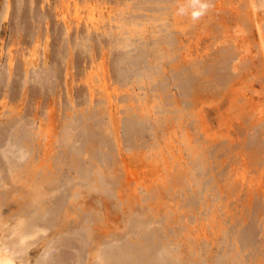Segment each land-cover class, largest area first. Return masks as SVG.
I'll return each mask as SVG.
<instances>
[{
  "label": "rangeland",
  "instance_id": "1",
  "mask_svg": "<svg viewBox=\"0 0 264 264\" xmlns=\"http://www.w3.org/2000/svg\"><path fill=\"white\" fill-rule=\"evenodd\" d=\"M16 1L0 0V65L3 66L5 73L10 75L6 87L4 86L5 88L0 91V122L4 123L12 117L19 120V125L30 127L29 129L34 134L35 141L33 143L35 146L33 152V177L35 179L38 178L37 180H39L47 177L48 180L45 178L47 181L43 178L45 181L43 183L47 184L46 182L50 181L49 183H51L53 181L52 178L58 177V173L65 174L64 176L66 177H72L74 172L73 167L70 168V165L73 164L71 162L73 159L70 155V148L79 145L81 142V132L79 130H81L80 125L84 126V123L81 124L82 122L79 121L80 123L77 127L73 126V129L69 130V134L74 136L73 141L75 142H61L64 140L65 127L73 122L75 116L81 115L83 117V115H87V112L90 113V110L92 111L95 108L97 110L98 108V110L100 109L97 111L99 115L105 114L106 116L103 115L101 117H106V120L109 121L105 122L103 118L105 124H109L110 116H113L115 130L111 134L109 128V134L113 135L110 139L112 143L114 141L113 149L116 154L113 165L109 166L111 168L108 167L111 169V175L108 173L110 171H107V174L110 175L109 177H113V179H110L107 175L106 181L108 184L106 185V182L105 185L102 184L105 187L110 186L111 194H106L102 191L87 192L81 190L82 194L85 195H82L84 198L81 197V203L85 204L82 205L88 208L92 204L91 206L103 215L99 221L101 223H98V225L103 226L102 221L104 222V216L106 215L109 223L113 221L110 225L115 228V235L113 236L117 237L124 233L123 231L127 229L126 227L131 225L130 223L134 220V216L137 218L139 215L141 217L149 215L150 217H148H152L153 221L158 222L160 220L162 224L158 222V225L157 222H154V225L153 223L150 225L151 229L162 228L164 235L168 233L167 230L174 234L179 233L175 235L177 236V243L180 244H178L179 250L177 252L180 261L177 264L183 263L184 260V262H188L186 260L188 258L190 261L192 256L189 254L190 251H194L195 256L193 255L192 261L188 264H195L196 262L194 261H198V257H202L203 260L200 258L199 261H204V264H214L215 258L212 260V257L222 251L220 250L221 247H224L222 244L224 234L222 233H225L224 229L227 227L224 223L225 216H223L225 215L226 207L227 210L231 209V214L233 213L234 215L235 211L238 213L246 205L250 206L252 202L256 204V201H258L260 206L257 208L261 213L255 223L257 227L260 226L257 228L260 231L259 233H261V230L264 231L262 221L264 215V153L262 152L264 151L260 152L261 156L258 155L259 157L256 154H254L256 155L255 157L253 154L249 156L253 151L243 147V140L246 136H244L245 133L240 127L241 119L237 118L239 113L241 114V109L238 107H241L242 102L244 103L245 100L249 105L253 103V108H250L252 112L247 110L250 112L249 118L253 113L262 112L261 116L264 122V28L261 32L256 29V25H262L260 22L263 21L264 24V9L259 7L260 2L258 0V2L252 0V4L254 2L255 5H253L256 7L250 4L251 0H207L210 5L208 3L203 5L205 0H186L188 1L186 8H189L187 12L193 11H191L190 15L192 19L189 18L185 25L188 31L191 30L192 32H186V35L182 38L184 41V50L181 49L180 51L183 56L182 59L193 63H199L200 61L199 64L201 65H205V63L206 65L211 64V68L214 69V75L211 79H215L228 71L231 73L229 68L228 70L223 69V64L218 63V52L226 45H237L241 48H234L233 51L236 52L235 56L241 57L242 64L245 63L240 66L241 69L246 67V69L244 68L245 73L242 72L240 76L242 77L243 75L244 78L242 77L243 80H234L224 91L220 88V85H218L219 88H216L215 86L217 85L211 82L210 88L197 96L189 111H184L180 118L176 119L174 118L176 116L174 114L170 115V113L160 116L162 121H164L162 117H166L163 122L165 126L161 124L160 128H157L156 141L154 139L153 141L149 140L150 142L143 141L146 145L140 141V146L138 145L139 142H137L138 144H135V148L131 147L129 151L125 149L126 145L121 140L123 131L120 119L123 117L124 106H141V109H146L153 114L155 111L153 107L158 103V100L156 101V98L147 91L148 86H143V83L141 88L133 84L123 86L118 84L115 80L114 68L110 63L111 53L113 54L116 51L112 52L113 50L111 51L108 48L107 50L110 53L108 55V51L106 49V51L104 49L101 50L94 40L100 34L102 39L110 40V28L120 25L116 21L117 17L130 4V1L19 0V5H17ZM246 12L251 18L244 16ZM254 13L255 15H253ZM20 15L21 17H19ZM15 16L19 17V19H16ZM240 16L245 17L241 18L244 19L243 21ZM21 18H24L27 23L29 22L28 28L23 25L24 23L22 24L23 19L21 20ZM174 18V13H172L167 21L175 23ZM206 18H208V21L213 20L217 24L212 27L215 23H209ZM249 19L250 25L248 23ZM192 22H194V27L191 24ZM190 24L191 28H189ZM216 26L219 27L215 29ZM219 28H221V34H219ZM240 29H243L244 32ZM241 31L243 33H240ZM70 40L75 45H71V47L67 45L68 53L61 60V55H57L60 54L57 50L60 45L66 44ZM212 42L217 43L212 44ZM215 61H217L218 67ZM233 62H237V59ZM19 72L23 76L24 72L27 73L24 77L26 78L29 75L33 80L23 83L24 79H21L23 76L20 77L18 75ZM211 79L209 80L211 81ZM235 89H239V94L236 92L232 93ZM174 91L173 89V94ZM176 101L178 104L177 108L181 109L183 107L182 103L179 99ZM229 107L232 109L231 112L229 110V113H227ZM254 108L256 109L254 110ZM101 110H103V113L100 114ZM233 110H237V112H232ZM82 121H84V117ZM246 124L247 122H244V127H246ZM257 132V130L256 132L254 131L255 137L258 134ZM240 141L243 143L241 144ZM64 145L65 147H62ZM230 150L231 153L229 152ZM60 157L67 164L65 162L62 163ZM199 157L201 159L203 157L208 158V162H206L214 170L213 172L212 170L210 171L211 176L216 177L219 171H223H221L223 174L222 179L217 185L220 192L219 195L222 197V203L226 207L221 210L217 206L216 209L214 208L213 213L207 211L206 214L209 216H205L204 211L202 212V197L198 201L197 197L192 195L193 192L197 191V188L195 189L196 179H202V173L198 170L200 168L198 164L201 160ZM215 158L217 159L216 161L213 160ZM59 160L61 163H59ZM212 162L217 163L216 166L220 169L218 170ZM62 169L65 170V173L62 172ZM225 173L229 178L225 176ZM46 174L50 176H45ZM52 175L53 177H51ZM55 175L56 177H54ZM216 178L219 180L218 176ZM110 181L114 185L111 186ZM226 181L232 185L230 190H226L223 187L227 183ZM258 188L261 189L260 193ZM233 190L236 191L234 192ZM245 193H247V196H245ZM261 193L263 196L259 195ZM184 195L193 200V203L195 202L197 210L195 209L192 213L189 211L186 203L187 201L189 202V199L187 200ZM16 199L19 200V197L17 196ZM244 200H246L247 204H243ZM253 211L252 207L251 210L242 211V215L245 217L244 222L246 221L243 225H247L251 221L249 219H251L250 215ZM210 213H212L211 216ZM160 218L163 219L161 220ZM129 219L133 220L130 222ZM12 224L8 223L10 226ZM179 228L183 229V231ZM131 237L128 235L126 239H131ZM260 237L261 235L256 237V239L259 240ZM185 239L188 240L186 241ZM41 251V245L31 246L29 249L30 262L33 263ZM262 252L260 251L256 254V258L254 257L245 263L264 264V254L258 258ZM196 256L197 258H195Z\"/></svg>",
  "mask_w": 264,
  "mask_h": 264
},
{
  "label": "bare ground",
  "instance_id": "2",
  "mask_svg": "<svg viewBox=\"0 0 264 264\" xmlns=\"http://www.w3.org/2000/svg\"><path fill=\"white\" fill-rule=\"evenodd\" d=\"M129 1L130 4H128L127 7L122 10V12L117 17L116 21H118L120 25L118 27H111L109 30L111 37H108L110 40L108 41V39H102L101 34L98 35L96 37L97 39L94 40L97 42V45L101 48V50H107L109 48L111 51L113 50L112 52L116 51L113 54L111 53L112 57L110 63L114 68L113 72L115 73V80L118 84H121L122 86L126 84H133L135 86H138V88L139 86L141 88V84L143 83V86H148L147 91L156 98V101L158 100V103L153 107L155 108L154 113L152 112L153 114H151V112L146 109H141V106H124L125 108L122 111L123 117L120 119V124L122 125L121 128L123 131L121 133L122 138H120L126 145V148H122H125L128 151L131 147L135 148L134 146L137 142H139V144H137L140 146L141 143L149 140L153 141V139L155 140L157 128H160L161 124L163 125V122L166 118L162 117V119L164 120L162 121L160 116H165L166 114L170 113V115L174 114L176 116L174 118H180L184 111H189L194 99L205 92V90L210 88L211 82L212 84L214 83L217 86L220 85V88H222L224 91V89L226 90L229 87V84L234 80H243V75L242 77L240 76L242 72L245 73L244 71L246 69V67H242L243 69L240 68V66L245 63L242 64L243 61L242 59H240L241 57L235 56L236 52L233 51L234 48H241L237 45H226V47L221 48L220 52H218V63L223 64V69L228 70L229 68V70H231V73H229L230 71H228L225 74H222V76L215 79H211V77L214 75V69L211 68V64L206 65L205 63V65H201L199 64L200 61L199 63H193L192 61L189 62V60H186V57L184 58L185 60L182 59L183 56L180 53L181 49L184 50V41L182 40V38L186 35V32L189 33L191 31H188V28H186L185 25V22H187V20L191 18V11H193L191 10L190 12H187L189 8H186V6L188 1L190 0ZM258 1L260 2L259 7H261V9H264V0ZM16 2L17 5H19V0H17ZM205 3H208L207 0H205L203 5H205ZM250 4H252V0ZM252 9L254 11L253 7ZM172 13H174L175 16V23H170L167 21L168 17H170ZM205 14L207 13L205 12ZM253 15H255V13ZM22 16L24 17V15ZM244 16L247 18L250 17L247 12ZM244 16H240V19L245 18ZM15 17L16 19H19L21 15L19 17ZM22 19V24L24 23L23 25L28 28L29 22L27 23L24 18H21V20ZM206 19L208 21V18ZM241 20L243 21L244 19ZM249 21L250 19L248 20V23L250 25ZM208 22L210 23L214 21L209 20ZM193 23L194 22L191 23L192 26ZM191 24L189 28H191ZM216 24L217 23L213 24L212 27ZM260 24L262 25H256V29H258V32H261L264 28L263 21L260 22ZM218 27L219 26H216L215 29ZM219 29V34H221V28ZM228 29L230 28L228 27ZM243 32L241 31L240 33ZM215 37L217 38V35ZM69 42L67 41L66 44L60 45L59 49L57 50L58 53H60L57 55H61V60L64 59L66 54L68 53L67 47L75 45L73 41H71L70 43ZM214 43L215 42H212V44ZM107 51L108 55H110L109 50ZM236 59L237 62H233L234 60L236 61ZM216 62L217 61H215V63ZM20 72L18 73V75L22 77L23 75L20 74ZM26 74L27 73L24 72V76ZM9 76V74L7 75V73H5L3 66L0 65V91L2 90V88L6 87L7 83L9 82ZM23 77L21 78L24 79L23 83H27L30 80H33L29 75H27L26 78ZM209 79H211V81ZM217 86L215 87L219 88V86ZM173 89L175 90L174 94L172 92ZM238 90L239 89H235L232 93L236 92L239 94L240 91L238 92ZM208 93H210V91H208ZM178 99L183 105L181 109L177 108L178 104L176 100ZM180 102L179 104L181 105ZM252 106L253 103L249 105V103L244 100V103L242 102V106L238 107L241 109V114L239 113L241 118L239 117V115L237 118L239 120L241 119L240 127L245 133L244 136H246L244 139L245 141L243 140V147L247 150L250 149L249 151H253V153L251 154L248 153L250 154L249 156H252L253 154L254 157L256 155L257 157H259L258 155L261 156L260 152H262V150L264 151V122L261 116V114L263 113H253V115L249 118L250 112H252L250 109L253 108ZM166 108L170 109L168 110ZM95 109H92V111L90 110V113L87 112V115L85 114L86 116L83 115L84 121H82L83 117L81 115L75 116V118H73V122L69 123L65 127L66 132L63 137L64 140L61 142H75L73 141L74 136L69 134V130L71 128L73 129V126L77 127V125L80 123L79 121L82 122L81 124L84 123V126L80 125L81 130H79L81 132V142H78L79 145L70 148V155L73 159V161H71L73 164L70 165V168L73 167L72 169L74 172L72 177H66L64 176L65 174H62L60 172L61 174H57L58 177H56L55 175L54 177L56 178H52L53 181H51V183H49L50 181L46 182L47 184L43 183L44 177L39 180H37L38 178L35 179L33 177V152L35 147L33 143L35 141L33 136L34 134H32L31 129H29L30 127L28 126L29 128H27L25 126L19 125V120H16V118L12 117L4 123L0 122V264H31L32 262H30L29 259V249L31 248V246L36 244L41 245L42 251L41 253L39 252L40 255L37 259L34 260L32 264H177L180 261V258H178L179 256L177 254L179 250V243H177V236H175L179 233L174 234L171 231L167 230L168 233L164 235L162 232V228L159 229L157 227L156 229H151L150 225H152V223L154 225V222L157 221H153V219H151L152 217L149 218V215V217H141L139 215L137 216V218L136 216H134V220L132 219L133 221L129 219L130 222L132 221V223H130L131 225L129 224L130 226L126 227L127 229L123 231L124 233H118L120 235L115 237L113 236L115 235V228L110 225V223L113 221L109 223L105 215L104 218L106 220L104 219V222L102 221L103 226L98 225V223H101L99 221L103 215L100 214V212H98L96 209H94L91 206L92 204L87 208L84 207L85 204L83 202L81 203V199L84 198L82 197V195L84 194H82L81 190H85L87 192L102 191L106 194H109L111 191V189H109L110 186L105 187L102 186V184L105 185V182L106 185L108 184V182L106 181L108 175L107 171L111 170L109 169L111 168L109 166L113 165V161L116 155L115 150L113 149L114 141L112 143V140L110 139L113 135L111 136L109 134V128L111 130V134L114 133V119L111 115L110 123L105 124V122L108 120H106V117H103L105 119L104 122L103 118L101 117L103 115L106 116L105 114H101L103 113V110H101L100 116L97 112L100 109ZM231 109L229 107L227 113H229V110L231 112ZM255 109L256 108H254V110ZM247 110H250V112ZM234 111L237 112V110H233L232 112ZM244 122H247L248 124H246V127H244ZM256 130L258 131V134L255 137L254 131L256 132ZM106 131H108V133H106ZM243 142H241V144ZM235 144L237 145L238 143ZM62 147H65V145ZM125 149L123 150L125 151ZM231 150L229 151L230 153ZM243 153L246 154V152L244 151ZM207 159L203 157V159H201L198 164L200 166L198 170H200L202 173V181L200 179L198 180V178H195L197 181L193 179L194 181H196V187H193H195V189L197 188V191L192 193L194 197H197L198 201H200L202 197L201 208L202 212L204 211L203 213L205 214V216L208 215L206 214L207 211L213 213L214 208L216 209L217 206L221 210L226 207V205L222 203V197H220V192L218 189L219 181L223 176V174L221 173L222 170L219 172L217 171L218 173L216 172L219 180L218 178H216L217 176H211L210 171L212 170L213 172L214 170L213 168H211L212 166L207 163ZM60 160L59 163L65 162L64 159V162L62 160L60 162ZM213 160L216 161L217 159L215 158ZM261 163L263 164V162ZM215 166L213 165L214 168ZM59 169L61 170V168ZM62 170V172L65 173V170ZM108 173H110L111 175V171ZM110 175H108V177ZM45 176L49 177L50 175L46 174ZM225 176H227L226 173ZM51 177H53V175ZM45 178L47 179V177ZM109 178L113 179V177ZM227 178L229 177L227 176ZM46 179L45 181L48 180ZM110 183L111 186L114 185L112 181H110ZM231 186L232 185L227 182L223 187H225L226 190H230L232 188ZM260 190L261 189H259V193L261 192ZM233 191L235 192L236 190ZM261 194L259 195L263 196V194ZM17 196L19 197V200L16 199ZM184 196L187 198L186 195ZM245 196H247V193H245ZM185 197L184 199H186ZM188 199L189 198H187V200ZM192 201L193 200L190 199L189 202L185 201L191 213L196 209L195 202L193 203ZM244 201L243 204L246 203V200ZM256 202V204L255 202H252V205L250 204L252 210L254 211L250 215L251 219L249 220L251 221H249L247 225H243L246 221L244 222L245 217H243L242 211L251 210V207L249 205H244V209H242V211H238V213H236L237 211H235L234 215L233 213L231 214V209L227 210V207L226 209L224 208V223L227 226H225L226 228L224 229L225 233H222L224 234L222 242L224 247L220 248V250H222L220 251L221 253L218 252L214 257H212V260L215 258L213 261L214 264H243L254 257L256 258V254L260 251L263 252L259 254L260 256L258 258H260L264 254V231L261 230V233H259L260 231L257 228L260 226L257 227L255 223L257 219H259L261 213V211L258 210L260 205H258V201ZM93 205L95 206V204ZM219 205H221L222 207H219ZM253 205H255V207H253ZM212 213H210V216ZM144 217H146L147 219ZM160 219L162 220L163 218ZM262 221L264 224V215ZM158 222L162 224L160 220ZM158 222L157 224L159 225ZM8 223L13 224L12 226H10L8 225ZM181 230L183 231V229ZM128 235L132 236L131 239H126V236ZM259 235H261V237L259 240H257L256 237H259ZM194 253V251H190L189 254L192 255L191 258L193 257V255L195 256ZM191 258L190 261H192ZM195 258H197V256ZM200 258L202 259V257H198V261H194L196 262L195 264H204V261H199ZM188 259H186L188 262H184V260L183 263L180 262L179 264H188L190 262Z\"/></svg>",
  "mask_w": 264,
  "mask_h": 264
}]
</instances>
